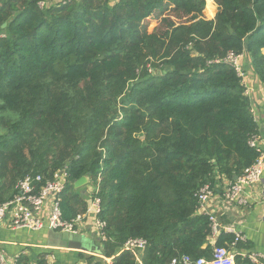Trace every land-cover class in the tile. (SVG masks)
<instances>
[{
	"label": "trees",
	"instance_id": "obj_1",
	"mask_svg": "<svg viewBox=\"0 0 264 264\" xmlns=\"http://www.w3.org/2000/svg\"><path fill=\"white\" fill-rule=\"evenodd\" d=\"M210 1L0 0V204L28 174L47 181L65 171L69 220L90 204L74 186L86 176L112 264L211 259L196 194L259 157L247 88L222 60L246 54L264 85V0ZM155 18L164 30L149 31ZM131 238L147 241L141 255L122 251ZM235 239L222 231L216 246ZM33 261L48 264L44 255L15 264Z\"/></svg>",
	"mask_w": 264,
	"mask_h": 264
},
{
	"label": "built area",
	"instance_id": "obj_2",
	"mask_svg": "<svg viewBox=\"0 0 264 264\" xmlns=\"http://www.w3.org/2000/svg\"><path fill=\"white\" fill-rule=\"evenodd\" d=\"M45 4L46 2L40 3V7L43 8ZM241 57L229 53L222 61L232 64L245 84L240 64ZM216 62H220V60H216ZM260 141L258 135L251 138L249 144L258 151L259 157L240 176L235 180H230L225 176L220 177L225 183V205H244L243 192L245 187L261 182L264 172V151L261 148ZM66 183L67 173L65 171L56 173L53 179L47 181H44L41 175L28 174L17 183L14 197L0 204V222L7 224L13 230L27 229L39 232L47 228L56 233L81 234L87 230V223L91 218L94 220V231L97 236L101 242L106 241V223L100 219L102 202L97 196L98 190L93 188L89 194L90 204L85 213L67 220L64 219L62 210V195ZM216 189L215 184L208 183L202 186L196 194L198 213L209 217L213 231L212 237L220 231L218 219L214 212L210 210V202L215 196ZM229 233L235 234L236 237L235 242L231 245L232 248L236 246L237 242L244 240L242 235L235 233L232 229L229 230ZM147 245V241L143 238H131L126 241L122 251H131L138 254L143 252ZM235 256L236 254L227 247L215 246L211 259L200 258L194 260L190 256H182L173 259L170 264H236ZM246 256L253 263L264 264L263 256L256 254ZM18 258H9L5 252L0 250V264H15Z\"/></svg>",
	"mask_w": 264,
	"mask_h": 264
},
{
	"label": "crops",
	"instance_id": "obj_3",
	"mask_svg": "<svg viewBox=\"0 0 264 264\" xmlns=\"http://www.w3.org/2000/svg\"><path fill=\"white\" fill-rule=\"evenodd\" d=\"M250 62L246 54L242 55L240 64L244 82L251 100L252 113L258 125L257 135L264 151V85L254 73ZM220 177L223 176L216 177L217 189L210 202V210L218 219L220 231L210 239V244L215 247L221 232L229 233L232 229L244 238L242 248L230 249L234 254L243 257L256 254L264 257V172L260 183L245 187L244 205L227 206L224 204L225 183ZM92 189L89 182L80 191L84 196H89ZM86 198L87 201L90 200ZM87 225V230L81 233L87 243V250L83 251L69 246L63 247L58 233L51 232L47 228L39 232L27 229L13 230L7 224L0 222V250L5 252L9 258H18L22 255L35 258L44 255L48 264H84L79 258L80 253L94 255L112 264L111 259H106L100 253L101 240L94 231V220L89 218ZM33 262L36 264V261Z\"/></svg>",
	"mask_w": 264,
	"mask_h": 264
},
{
	"label": "water",
	"instance_id": "obj_4",
	"mask_svg": "<svg viewBox=\"0 0 264 264\" xmlns=\"http://www.w3.org/2000/svg\"><path fill=\"white\" fill-rule=\"evenodd\" d=\"M3 27H5V25H3ZM237 178V177H236ZM235 178V179H236ZM90 180L88 177H82L81 179H79L78 181L75 182V188L76 189H81L84 186H87L89 184ZM54 232V231H51ZM56 233V232H54ZM58 235L60 236V240H61V245H63V247H71L73 249H77V250H87V243L85 238L81 235V234H71V233H58ZM100 253L102 254V252L100 251ZM139 255L142 254V252L138 253Z\"/></svg>",
	"mask_w": 264,
	"mask_h": 264
},
{
	"label": "rangeland",
	"instance_id": "obj_5",
	"mask_svg": "<svg viewBox=\"0 0 264 264\" xmlns=\"http://www.w3.org/2000/svg\"><path fill=\"white\" fill-rule=\"evenodd\" d=\"M208 2L210 3L211 1L208 0ZM172 16H175V15H172ZM176 17V16H175ZM162 20L164 19H158V18H155V19H152L148 22V25H149V31H162L166 28V22H163ZM175 22L176 23H180V22H185V20H176L175 19ZM86 187V186H84ZM83 187V188H84ZM82 189V188H81ZM36 258V257H35Z\"/></svg>",
	"mask_w": 264,
	"mask_h": 264
}]
</instances>
